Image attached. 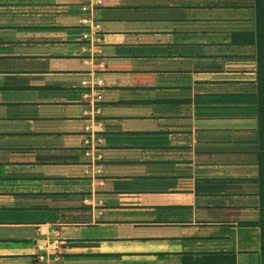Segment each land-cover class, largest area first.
Segmentation results:
<instances>
[{
  "label": "crops",
  "instance_id": "crops-1",
  "mask_svg": "<svg viewBox=\"0 0 264 264\" xmlns=\"http://www.w3.org/2000/svg\"><path fill=\"white\" fill-rule=\"evenodd\" d=\"M255 30V0H0V264H262Z\"/></svg>",
  "mask_w": 264,
  "mask_h": 264
},
{
  "label": "trees",
  "instance_id": "trees-1",
  "mask_svg": "<svg viewBox=\"0 0 264 264\" xmlns=\"http://www.w3.org/2000/svg\"><path fill=\"white\" fill-rule=\"evenodd\" d=\"M256 30L253 33L257 49L258 73V148L260 180V219L256 222L261 228L262 264H264V0H255Z\"/></svg>",
  "mask_w": 264,
  "mask_h": 264
},
{
  "label": "rangeland",
  "instance_id": "rangeland-1",
  "mask_svg": "<svg viewBox=\"0 0 264 264\" xmlns=\"http://www.w3.org/2000/svg\"><path fill=\"white\" fill-rule=\"evenodd\" d=\"M155 141L156 139L154 138L139 137V136H136L135 134H122L121 136H116L113 139H108V142L116 144V145H119L121 143H126V144L139 143V142L151 143Z\"/></svg>",
  "mask_w": 264,
  "mask_h": 264
},
{
  "label": "built area",
  "instance_id": "built-area-1",
  "mask_svg": "<svg viewBox=\"0 0 264 264\" xmlns=\"http://www.w3.org/2000/svg\"><path fill=\"white\" fill-rule=\"evenodd\" d=\"M53 248L55 249L56 248V245H54Z\"/></svg>",
  "mask_w": 264,
  "mask_h": 264
}]
</instances>
